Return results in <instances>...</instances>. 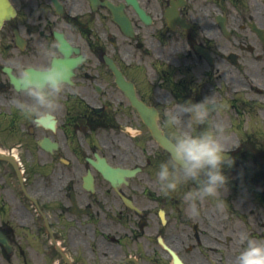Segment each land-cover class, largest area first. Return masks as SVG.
I'll return each mask as SVG.
<instances>
[{
	"label": "flooded vegetation",
	"instance_id": "af4514ba",
	"mask_svg": "<svg viewBox=\"0 0 264 264\" xmlns=\"http://www.w3.org/2000/svg\"><path fill=\"white\" fill-rule=\"evenodd\" d=\"M236 1L9 0L14 13L0 27V232L11 249L0 245V264H235L241 234L264 239V139L246 128L264 117L256 105L264 15L253 13L264 12V0L254 11ZM57 33L84 58L79 91H66L37 127L11 105L18 93L3 66L33 61ZM108 59L161 124L171 101L215 92L240 145L223 168L226 214L207 201L190 217L182 196L191 183L159 191L156 172L169 155L149 138ZM108 165L128 174L109 180Z\"/></svg>",
	"mask_w": 264,
	"mask_h": 264
},
{
	"label": "clouds",
	"instance_id": "9594fccd",
	"mask_svg": "<svg viewBox=\"0 0 264 264\" xmlns=\"http://www.w3.org/2000/svg\"><path fill=\"white\" fill-rule=\"evenodd\" d=\"M83 62L84 58L59 33L50 43L40 44L33 61H5L3 71L18 93L11 99V105L37 127L44 126L61 109L60 101L66 91H79L74 73ZM223 107L214 92L195 103L171 101L164 109L163 126L169 132L170 155L159 164L156 183L165 195L191 183L193 186L183 193L182 200L192 218L200 217L201 205L207 201L216 215L226 214L229 208L224 198L229 181L223 168H231L235 161L228 155L231 135L219 118ZM195 128L200 131L195 132ZM141 134L137 129L135 135ZM240 240L246 246L236 256L235 264H264V239L243 233Z\"/></svg>",
	"mask_w": 264,
	"mask_h": 264
},
{
	"label": "water",
	"instance_id": "95a60500",
	"mask_svg": "<svg viewBox=\"0 0 264 264\" xmlns=\"http://www.w3.org/2000/svg\"><path fill=\"white\" fill-rule=\"evenodd\" d=\"M3 4H6V1L5 0H0V7H2ZM3 9L0 8V12L2 11ZM134 107H136L139 112H140V115L142 116V119L144 120V122L147 124V126L149 127L153 137L155 138V140L157 142H159V144L168 150V146H167V141L165 140V138L161 135V132L157 129V126H156V123L153 119L152 116V111L145 108L144 106H142L141 104H138L135 102L134 104Z\"/></svg>",
	"mask_w": 264,
	"mask_h": 264
},
{
	"label": "rangeland",
	"instance_id": "374dc122",
	"mask_svg": "<svg viewBox=\"0 0 264 264\" xmlns=\"http://www.w3.org/2000/svg\"><path fill=\"white\" fill-rule=\"evenodd\" d=\"M236 2H238V1H236ZM241 3H249V4L252 6V7H251V10L254 11L255 8H256V5H259V4L261 3V0H243V1H241ZM255 12H258V14H261L262 16L264 15L263 10H261L260 12H259L258 10H255V11L253 12L254 14H257V13H255ZM261 122H262V125H263V127H264V118H261ZM224 123L226 124V126L228 125L227 122H224ZM250 124H253V122L250 123ZM250 124H249V125H250ZM236 139H237V138H236ZM253 140H257V139H253ZM253 140H252V141H253ZM233 141H235V140H231L230 144L233 145Z\"/></svg>",
	"mask_w": 264,
	"mask_h": 264
}]
</instances>
